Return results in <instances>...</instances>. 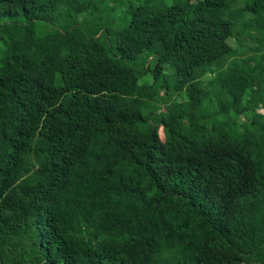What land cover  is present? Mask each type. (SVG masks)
Returning <instances> with one entry per match:
<instances>
[{
	"label": "trees",
	"instance_id": "16d2710c",
	"mask_svg": "<svg viewBox=\"0 0 264 264\" xmlns=\"http://www.w3.org/2000/svg\"><path fill=\"white\" fill-rule=\"evenodd\" d=\"M263 13L0 0V264H264Z\"/></svg>",
	"mask_w": 264,
	"mask_h": 264
},
{
	"label": "rangeland",
	"instance_id": "374dc122",
	"mask_svg": "<svg viewBox=\"0 0 264 264\" xmlns=\"http://www.w3.org/2000/svg\"><path fill=\"white\" fill-rule=\"evenodd\" d=\"M259 18L261 19V21L264 23V13L262 15H259ZM251 26V20L247 17H245L243 20H242V23H241V29L242 30H245L247 28H249ZM231 33V30H228L225 34H224V37L225 38H228L229 35ZM229 45H227V47L225 48V51L228 52L230 50V46L234 44V39H231L229 42ZM3 47V45H0V51H1V48ZM228 61V58L227 57H224L223 58V64L224 66L226 65ZM132 66H134V63H132ZM176 105L179 106L178 104H171L169 105L168 107L169 108H172L174 111H176ZM241 109V108H240ZM161 110H159L160 112ZM162 112V111H161ZM261 114H264V110H260L259 111ZM160 138L162 139L163 142H165V136H164V130L161 128L160 129ZM172 146L173 147H183L185 146V142L184 141H181L179 138H175L172 142Z\"/></svg>",
	"mask_w": 264,
	"mask_h": 264
}]
</instances>
